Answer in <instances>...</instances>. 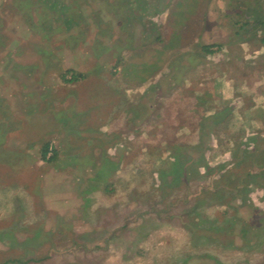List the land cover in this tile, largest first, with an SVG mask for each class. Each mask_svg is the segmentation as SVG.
Listing matches in <instances>:
<instances>
[{
  "label": "rangeland",
  "instance_id": "1",
  "mask_svg": "<svg viewBox=\"0 0 264 264\" xmlns=\"http://www.w3.org/2000/svg\"><path fill=\"white\" fill-rule=\"evenodd\" d=\"M0 264H264V0H0Z\"/></svg>",
  "mask_w": 264,
  "mask_h": 264
},
{
  "label": "trees",
  "instance_id": "2",
  "mask_svg": "<svg viewBox=\"0 0 264 264\" xmlns=\"http://www.w3.org/2000/svg\"><path fill=\"white\" fill-rule=\"evenodd\" d=\"M203 48H204V50L207 51L208 53L212 52L211 48H210L208 45L204 46ZM67 74H69V75L67 76ZM82 76H83V75L78 74V73H75V72L72 71V70H68V71L65 72V74H63L62 77H63V79H64L66 82H74V81L79 80L80 78H82ZM48 149H49L48 144H46V145L44 146V149H43V152H42V156H43V158L46 157V154H47V152H48Z\"/></svg>",
  "mask_w": 264,
  "mask_h": 264
},
{
  "label": "crops",
  "instance_id": "3",
  "mask_svg": "<svg viewBox=\"0 0 264 264\" xmlns=\"http://www.w3.org/2000/svg\"><path fill=\"white\" fill-rule=\"evenodd\" d=\"M246 108H247L248 110H250V108H249L248 106H246Z\"/></svg>",
  "mask_w": 264,
  "mask_h": 264
}]
</instances>
